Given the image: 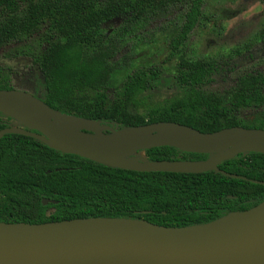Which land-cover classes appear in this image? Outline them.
<instances>
[{
    "label": "trees",
    "instance_id": "obj_1",
    "mask_svg": "<svg viewBox=\"0 0 264 264\" xmlns=\"http://www.w3.org/2000/svg\"><path fill=\"white\" fill-rule=\"evenodd\" d=\"M201 5L202 0H0V48L20 45L32 35L47 36L44 46L28 55L42 75L39 98L56 112L91 118L113 128L156 121L200 132L231 126L264 128V110L253 121L239 118L241 110L264 102V73L242 74L222 94L206 91L200 86L217 67L213 59L184 60L166 82L157 68L135 70L125 75L118 97L109 99L113 73L119 66L115 57L123 40L120 30L180 9L179 24L167 43L173 55L199 21ZM113 18L121 23L107 34L102 24ZM13 54L25 52L14 48ZM2 71L0 66V89L13 88ZM170 80L179 89L172 97L151 104L141 114L127 110L136 94L170 86ZM7 126L12 125L0 120V130ZM143 154L147 160L208 156L171 146L145 148ZM252 180L264 181L263 153H237L218 161L216 170L135 171L63 152L29 135L0 136L2 222L121 217L166 227L200 224L264 199V185ZM43 198L55 202L41 204ZM49 208L53 211L47 213Z\"/></svg>",
    "mask_w": 264,
    "mask_h": 264
},
{
    "label": "water",
    "instance_id": "obj_2",
    "mask_svg": "<svg viewBox=\"0 0 264 264\" xmlns=\"http://www.w3.org/2000/svg\"><path fill=\"white\" fill-rule=\"evenodd\" d=\"M9 111L29 115L39 128L7 126L0 136L29 135L63 152L128 170L200 172L216 170L218 161L237 153L264 154V128L231 126L200 132L171 121L113 128L56 112L25 90L0 89V113L10 115ZM157 146L208 156L203 160L129 157ZM252 182L264 185V181ZM48 202L55 201L41 199V204ZM0 264H264V199L249 208L180 227L121 217L0 221Z\"/></svg>",
    "mask_w": 264,
    "mask_h": 264
},
{
    "label": "rangeland",
    "instance_id": "obj_3",
    "mask_svg": "<svg viewBox=\"0 0 264 264\" xmlns=\"http://www.w3.org/2000/svg\"><path fill=\"white\" fill-rule=\"evenodd\" d=\"M180 12V9L173 10L141 25L135 24L120 30L123 40L115 57L119 66L113 73L112 86L108 90L109 99L118 97L125 75L154 67L163 78L162 82H166L184 60H215L217 67L200 87L219 94L228 91L242 74L255 71L264 73V0H202L199 21L178 50L169 55V35L179 24ZM120 23L119 18L104 22L103 31L111 33ZM45 37L40 33L32 35L20 45L11 44L0 48L2 76L9 80L13 88L25 90L36 97L43 93V80L28 54L40 50ZM14 48L23 49L25 54L14 55ZM172 81H169L170 86H156L136 94L127 110L141 114L151 104L172 97L179 91ZM261 110H264V102L259 107L249 106L241 110L239 118L243 122L256 120ZM10 115L0 113V120L20 129L28 128ZM129 157L138 160L144 155L135 152ZM52 211L53 208H49L47 213Z\"/></svg>",
    "mask_w": 264,
    "mask_h": 264
},
{
    "label": "bare ground",
    "instance_id": "obj_4",
    "mask_svg": "<svg viewBox=\"0 0 264 264\" xmlns=\"http://www.w3.org/2000/svg\"><path fill=\"white\" fill-rule=\"evenodd\" d=\"M9 114L13 115L14 117H16L18 120H20L22 123H24L25 125H27L30 128H39V124L38 122L30 117L29 115H26L24 113H20V112H14V111H9ZM59 148H62L61 146H58ZM215 155H211L210 158H213ZM138 160H142L141 157L137 158Z\"/></svg>",
    "mask_w": 264,
    "mask_h": 264
}]
</instances>
